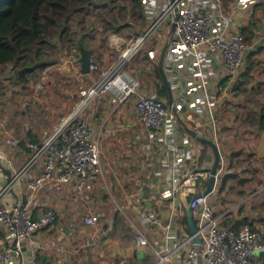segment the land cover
Masks as SVG:
<instances>
[{
  "label": "built area",
  "instance_id": "2783aa9c",
  "mask_svg": "<svg viewBox=\"0 0 264 264\" xmlns=\"http://www.w3.org/2000/svg\"><path fill=\"white\" fill-rule=\"evenodd\" d=\"M211 1L165 0L158 9L153 6V0H141L148 23L124 42L117 57L103 69H99L92 53L89 72L85 73L90 74L87 85L79 86L73 108L49 127L28 112L42 100L45 104L42 110L49 109L45 75L39 73L36 81L12 88L8 81L16 75V66L8 64L6 72L0 70L4 97H9L11 92L23 97L19 103L15 99V115L7 105L0 108V173L7 176L0 183V229L4 232L0 264H18L24 250L22 238L32 243L35 233L55 224L57 209L39 201L45 192L67 187L65 195H80L83 190L89 195L101 176L104 154L95 135L93 102L107 94L123 102L133 101L137 117L149 130L151 139L162 138L169 146L166 164L170 170H160L156 177L163 197L160 204L155 212L151 211L146 206L150 201L148 193L140 191L145 201L134 205L133 223L137 224L134 246L138 249L161 237L173 242L175 249L170 253L163 244L153 247L156 257L153 264H249L256 252L264 255V233L260 229L248 221L238 227L222 224L223 215L217 210L218 190L230 171V164L220 150L213 186L203 193L210 166L199 167L204 151L201 152L199 141L184 130L187 124L181 116L183 110L189 116L196 113L198 118L190 130L202 136V130L209 128L214 137L210 140L218 147L215 120L232 91L230 85H222L221 81L227 79L232 84L246 66L248 44L240 27L242 22H234L232 14L258 0H232L218 14L213 13ZM172 22L174 27L170 31ZM157 38L161 39L159 43L154 41ZM163 41H167L163 64L168 63L169 74L179 78L177 95L172 94L171 102L141 87L140 77L128 67L145 49L150 57L147 68H155ZM209 57L222 64L221 75L211 79H208L212 76ZM22 88H26L25 92ZM29 129H34L37 136L30 134ZM176 175L181 177L180 181ZM85 202H89L87 197ZM186 205L194 218L196 242L191 234L180 233L183 224L188 230L183 219ZM103 219L111 229L113 217L100 211L88 210L82 223L98 235L99 222ZM149 228H152L151 236Z\"/></svg>",
  "mask_w": 264,
  "mask_h": 264
},
{
  "label": "crops",
  "instance_id": "0c3cea01",
  "mask_svg": "<svg viewBox=\"0 0 264 264\" xmlns=\"http://www.w3.org/2000/svg\"><path fill=\"white\" fill-rule=\"evenodd\" d=\"M153 1L155 8L162 7L165 3V0ZM231 2L232 0H212L210 7L214 14H218L220 10L227 9ZM84 15L87 16L83 20L84 25L80 26L82 21L79 17L75 20V46L69 49L61 47L54 57L47 60L49 64L39 72L45 75L48 89L46 98L51 105L49 103L48 111L42 110L45 105L42 100L33 104L28 112L46 127L52 125L57 117V113L51 109L59 106L61 110L62 107H72L79 94L80 81H88L90 78V74L80 71L78 42L93 50L99 69H103L113 61L117 51L129 38L123 40L124 34L116 32L117 26L113 30H107L106 26L92 18L93 13ZM232 20L239 24L242 22L241 30L245 37L251 36V43L245 53L246 66L239 77V88H234L239 79L232 84L227 79L221 81L222 85H230L232 91L224 110L215 120L219 138V145L216 147L218 152L220 150L227 156L230 171L224 185L218 190L217 210L223 215L224 225L238 227L242 222L248 221L252 227L264 233V163L263 156H259L257 151L261 140L260 132L264 130L255 129L242 121L245 110L259 109L264 104V0L238 10L232 14ZM53 41L58 42L57 38ZM146 52L145 49L142 50L128 67L140 77L141 87L164 99L158 94L161 85L155 68H147L150 57ZM137 60L141 67L135 63ZM208 61L211 62L212 71V76H208V79L221 75V62L213 57H209ZM166 64L163 67L172 94L176 96L179 78L169 74ZM192 72L195 73V70L192 69ZM243 86L246 91L241 90ZM244 93L245 101L242 97ZM93 105L95 135L104 154L103 172L89 195L86 190L80 195H65L67 187L49 190L42 195L39 201L57 209V220L53 226L35 233L32 243L26 237L22 238L24 250L21 259L17 260L18 264H114L120 260L123 264H129L132 260L136 264H153L156 261L154 246L163 244L165 251L169 253L175 249L173 242L162 237L161 240H151L150 244L138 249L133 243L134 229L137 226L135 221L133 223L134 205L145 201L139 195L140 191L148 193L150 201L146 206L154 212L163 198L159 193L161 185L156 183V177L158 171L170 170L166 164L169 146L162 138L151 139L149 130L143 127L137 117L133 101L123 102L107 94L97 97ZM181 116L188 129L198 118L196 113L189 116L185 110ZM184 130L187 132L185 127ZM29 131L37 136L34 129ZM201 135L207 139L214 138L207 127L202 130ZM199 145L201 152L204 151L199 159V167H211L213 149L200 141ZM5 175H0V183L6 180ZM176 176L180 181L181 177ZM86 197L89 200L87 203ZM88 210L100 211L103 215L107 214V217H113V227L108 228L103 219L99 222L100 234L95 235L92 228L82 223V217ZM151 230L149 228L150 236ZM180 233L183 236L189 233L184 224L180 227ZM3 237L4 232L0 229V241ZM182 255L183 253L178 254ZM249 264H264V255L256 252Z\"/></svg>",
  "mask_w": 264,
  "mask_h": 264
},
{
  "label": "trees",
  "instance_id": "16d2710c",
  "mask_svg": "<svg viewBox=\"0 0 264 264\" xmlns=\"http://www.w3.org/2000/svg\"><path fill=\"white\" fill-rule=\"evenodd\" d=\"M128 1L133 9H137L138 16L146 19L141 0ZM109 2L112 3L110 6ZM128 5L120 4L118 0H0V70L8 64H14L17 68L35 64L34 68L25 70L24 76L20 77L29 79L38 75L39 70L49 64V57L55 55L60 47L69 49L75 46L77 17L83 22L84 14L93 13V8H106L111 13L116 8L127 10ZM250 37H245L248 45L251 43ZM55 38H58V42L53 41ZM155 72L161 85L158 94L166 99L167 88L157 66ZM240 80L234 84V88H239ZM241 90L246 91L244 86ZM242 116L244 123L264 130V104L259 109L245 110ZM262 160L264 163V156ZM228 177L229 174H226L222 186ZM183 219L186 221V216ZM129 264L136 263L132 260Z\"/></svg>",
  "mask_w": 264,
  "mask_h": 264
},
{
  "label": "rangeland",
  "instance_id": "374dc122",
  "mask_svg": "<svg viewBox=\"0 0 264 264\" xmlns=\"http://www.w3.org/2000/svg\"><path fill=\"white\" fill-rule=\"evenodd\" d=\"M114 3L116 4V2H114ZM118 3H120V4L121 3H128L129 5H128L127 10H129V11H127L126 9L122 10V9L116 8L114 11H111V13H109L106 8H95V9H93L94 15L92 16V18L95 19V21L99 22V24H103L104 26H106L108 28L107 30H110V29L113 30L112 27L115 28V26H117L116 32H119L122 35L124 34V36H123L124 38L123 37L122 38H123V40H125L126 38L130 37L131 35L135 34L136 32L142 30L145 27V24L147 23V21L144 17L141 18L138 16V14L136 13L137 9H133L128 0H118ZM111 4L112 3L109 2V6ZM84 18L86 19L87 16ZM102 19L107 20L110 24H108L106 21H104ZM84 21L82 23H80L81 24L80 26L84 25ZM98 34H99V32H98ZM158 39L159 38L154 39V41L157 42V41H159ZM57 40H58V38H57ZM58 45L60 47V44H58ZM120 47H121V45L119 46V48ZM60 49H61V47L59 48V50ZM118 53H119V50L117 51L116 57H117ZM52 57H54V55H52ZM116 57H114L112 60H114ZM49 58H51V57H49ZM142 59H144V58H142ZM143 62L145 63L144 60H143ZM135 63H137L138 65L141 64L138 60L135 61ZM6 67H4V69L2 70V73L6 72V70H5ZM140 67H141V65H140ZM19 69L20 68L15 67L16 75L11 79V81L10 80L8 81L9 85L12 88H14V86H16V87L26 86L30 82L36 81V79L39 76V75H35V76H32L31 78L29 77V79H27L26 77H20L18 74ZM42 70H39V72H41ZM96 75L97 74L95 73L93 76H96ZM92 79H94V77L91 78V80ZM87 83H88V81H85V80L80 81V84L83 86L87 85ZM89 83H90V81H89ZM3 87H4V83L0 82V108H3V106L7 105L10 107L11 114L15 115V113H17V111L15 110V107H17V106L16 105L14 106V103L16 102L15 99L18 100L17 102L19 103V100H22L23 97L18 95L15 92H11L9 97H4L5 96V90H3ZM25 89L26 88H22V91L25 92ZM242 97L245 101L246 94L245 93L242 94ZM72 108H73V106L69 107V108L62 107V110H61V107L59 106L57 109L52 108L51 110H53V112L57 113V117H56V120H57L62 114L67 113ZM35 110H37V108ZM56 120H54V122Z\"/></svg>",
  "mask_w": 264,
  "mask_h": 264
},
{
  "label": "water",
  "instance_id": "95a60500",
  "mask_svg": "<svg viewBox=\"0 0 264 264\" xmlns=\"http://www.w3.org/2000/svg\"><path fill=\"white\" fill-rule=\"evenodd\" d=\"M173 27H174V22H172V24H171L170 31L173 30ZM77 46L79 49L80 71H81V73H84V74L88 73L89 72L90 56L92 55L93 50L83 46L82 42H80V41L78 42ZM166 47H167V41L164 42V44L160 50L157 68L159 70L161 79L167 88L168 101L171 102L172 101V91L170 88L169 80L167 78L166 72H165L164 67H163V60H164ZM35 66L36 65L34 64L32 66H29V67L20 68L18 70L19 76H24L25 70L34 68ZM184 127L186 128L187 132L191 136L195 137L200 142H203V143L210 145L211 148L213 149L214 159H213L211 167L209 168V173H208L207 180H206V186L203 190V193H207L212 188L213 183H214V172H215V169H216V167L218 165V161H219L218 149L212 140L204 138L203 136L197 135V134H195V132L188 129L186 126H184ZM260 133H261V140H260V144L258 146L257 151H258L259 156H264V132H260ZM185 216L187 219L188 232H189V234L192 235L193 241L196 242V241H198V238H197V235L195 234L196 228H195L194 218H193V215H192V212H191L189 205H186V207H185ZM138 264H140V263H138Z\"/></svg>",
  "mask_w": 264,
  "mask_h": 264
}]
</instances>
